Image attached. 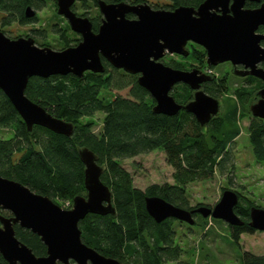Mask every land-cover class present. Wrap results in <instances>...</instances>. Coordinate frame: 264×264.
Instances as JSON below:
<instances>
[{"label":"trees","instance_id":"1","mask_svg":"<svg viewBox=\"0 0 264 264\" xmlns=\"http://www.w3.org/2000/svg\"><path fill=\"white\" fill-rule=\"evenodd\" d=\"M41 1L46 0H0V30L13 23L24 26L39 21L38 15L28 19L25 11L29 6L39 9ZM51 1L57 9V0ZM105 1H125L133 5L147 3V0ZM205 1L169 0L170 3L162 8L198 7ZM79 7L84 10L82 13L77 12ZM91 7L99 9L98 0H78L73 10L79 16L87 17L89 12H85V8ZM101 16L99 12L94 17H88L96 32L101 25ZM58 17L61 22L54 24L51 30L57 33L61 50L72 47V43L77 46L81 37L74 32L69 34L70 25L63 17ZM128 17L134 18L133 15ZM32 33L37 36L34 39L39 47L52 46L47 30L32 29ZM25 37L31 35L26 34ZM200 53L205 58L203 50ZM102 60L106 68L104 74L86 72L83 78L70 74L47 79L33 77L29 81L27 97L53 116L73 123L75 131L72 137L53 133L41 126H34L29 132L0 89V133L4 129L12 133L9 138H0V174L50 197L61 207L71 209L75 197L87 196L85 165L79 156V149L87 147L96 154L99 165L104 168L101 179L112 191L116 215L89 214L79 225L83 242L122 264H195L181 260L186 251L176 240L177 226H186L189 230L193 229L192 226L174 219L156 223L147 212L145 200L158 196L188 210L199 207L190 206L188 187L211 180L219 171L223 173L227 169L230 146L241 135L239 116L252 119L248 127L249 140L257 161L263 162L264 120L252 117L250 112V106L259 99L263 82L256 83L255 91L249 94L242 85L225 87L222 74L213 75V83L217 86H207L205 92L215 98L222 92L231 93L234 97L225 100L222 114L202 127L192 114L184 110L176 116L155 114L153 108L156 101L138 84V76L115 69L104 58ZM202 62L207 67L204 59ZM165 64L179 70L186 67L185 63L177 61ZM208 69L214 70L213 67ZM116 74L120 77L116 78ZM128 87V97L112 94L114 89ZM254 94V99L250 101ZM172 96L180 105H187L194 100V91L188 85L179 84ZM247 99L248 106L245 105ZM97 113L104 115L98 133L95 132ZM157 150L166 154L168 164L174 169V183L156 184L145 191L140 190L135 187L132 174L122 166V162ZM237 193L241 198L235 213L244 224L239 227L228 225V229L232 245L239 246L243 234L257 231L249 226L250 209L254 204L245 200L240 192ZM66 202H70V207L65 206ZM0 214L12 216L1 209ZM195 218L194 226L201 228L205 234L212 222L225 225L223 221L205 219L199 214ZM15 230L17 238L35 255L46 256L47 248L39 236L19 225L15 226ZM241 263L264 264V255L244 251ZM0 264H8L1 255Z\"/></svg>","mask_w":264,"mask_h":264},{"label":"water","instance_id":"2","mask_svg":"<svg viewBox=\"0 0 264 264\" xmlns=\"http://www.w3.org/2000/svg\"><path fill=\"white\" fill-rule=\"evenodd\" d=\"M77 1L57 0L58 15L81 37L77 46L63 50L39 47L33 37L12 39L0 31V89L29 132L34 126H41L72 137L75 131L73 123L53 116L27 97L30 79L70 74L83 78L86 72L104 74L102 58L113 68L138 76V84L156 101L155 114L176 116L184 110L202 127L217 117L221 109L220 100L202 89L211 77L198 69L172 68L161 61L165 56L187 58L190 55L187 44L192 41L207 51V66L216 67L225 62L243 64L251 69L247 73L264 81V70L258 67L264 61L261 47L264 35L257 34L259 26L264 25V5L255 10H242L245 0H234L233 13L229 14L225 7L230 0H206L198 9L180 6L174 10H156L148 3L133 5L98 0L102 21L95 32L92 21L73 10ZM219 7L223 8L222 13L214 11ZM25 16L36 17L35 9L27 7ZM179 84L188 85L194 91V100L187 105H180L172 96ZM250 112L254 118L264 120V88L259 92L258 101L250 106ZM79 156L85 165L87 196L75 197L71 209H64L50 197L0 174V209L12 215L0 214V255L8 264H122L82 240L81 221L89 214L115 216L116 209L112 191L101 179L104 168L99 165L96 154L83 147L79 149ZM145 202L147 212L158 224L174 219L194 226L198 214L232 227L244 224L235 213L239 195L232 190H225L214 207L188 210L158 196L147 197ZM16 225L40 237L47 248L46 256L38 257L17 238ZM249 226L264 232L263 208L250 209Z\"/></svg>","mask_w":264,"mask_h":264},{"label":"rangeland","instance_id":"3","mask_svg":"<svg viewBox=\"0 0 264 264\" xmlns=\"http://www.w3.org/2000/svg\"><path fill=\"white\" fill-rule=\"evenodd\" d=\"M147 3L152 7H162L170 2L169 0H147ZM33 9H35L39 21L24 26L19 23H13L10 26L1 27L2 30L0 31L9 38L15 39L25 37L26 34L36 38L37 36L32 33V29H44L48 31V41L52 45L51 48L61 50L62 47L58 42L57 33L51 30L54 24L61 22L58 17L60 15H58L52 1H41V7ZM78 11L82 13L84 10L79 7ZM85 12H89L87 17H94L100 11L98 8L91 7L85 8ZM72 32L71 30L69 34ZM74 45L75 43L71 44L72 47ZM183 59L185 58L179 57L178 62L190 65L189 59ZM166 63L168 62L166 61ZM225 70L224 67L218 68L212 70V73L219 76ZM115 77L119 78L120 75L116 74ZM129 90V87L122 90L114 89L112 94L128 97ZM232 96L231 93L225 96L222 100L223 106L225 105V100L230 99ZM254 97L255 94L250 98V101ZM232 100L234 102V99ZM247 104L248 99L245 101V105ZM240 106L242 107L241 104ZM223 110L220 111V114L223 113ZM103 116L102 113H97L95 116L98 120V126L95 127L96 133L100 131ZM251 120L250 117L239 116L238 123L241 128V135L230 146V160L226 165L227 169L223 173L219 171L211 180L189 185L188 197L191 207L200 205L214 207L222 198L225 190H232L240 192L242 197L247 201H251L254 206L264 209V161H257L249 140L248 127ZM11 134V131L4 129L0 133V138H9ZM166 158L167 156L163 151L157 150L132 159H126L122 162V166L132 174L135 187L145 191L152 185L174 183V169L168 164ZM59 202L63 204V201L59 200ZM192 228V230H189L186 226H177L176 240L186 251L181 260L195 262V264H242L241 255L244 251L256 255H264V232L257 231L253 234H243L238 246L232 245L226 223L225 225H220L212 222L208 227L209 229L206 230L207 234L197 226H192Z\"/></svg>","mask_w":264,"mask_h":264},{"label":"flooded vegetation","instance_id":"4","mask_svg":"<svg viewBox=\"0 0 264 264\" xmlns=\"http://www.w3.org/2000/svg\"><path fill=\"white\" fill-rule=\"evenodd\" d=\"M201 4V3H200ZM233 4H234V0H230L228 5L225 7V10L229 13L232 14L233 13ZM262 5H264V0H245L243 3V7L242 10H255L258 9L260 7H262ZM163 7V6H162ZM162 7L157 8L156 10L159 9H164ZM199 7V6H198ZM198 7H193L195 9H198ZM153 8V7H152ZM156 8V7H155ZM178 8V7H176ZM154 9V8H153ZM167 10V9H166ZM174 10V9H171ZM217 13H222L223 12V8L219 7L217 9L214 10ZM96 32V31H95ZM257 34L260 35H264V25L259 26L258 30H257ZM80 36V35H79ZM261 47L264 49V40L261 42ZM187 49L190 51V55L185 58V59H189L190 60V65H186L185 69L182 70H186V71H190L193 69H198L199 71H201L202 73H204L207 76L211 77V80L208 82L203 83L202 85V89L204 91H206L207 86H217L213 83V73H207L208 71V67H205V64H202L203 59L206 61V65H207V51L205 50L204 47H202L199 44H196L192 41L188 42L187 44ZM205 53V58H203V53L201 54L200 51H202ZM179 55H167L165 56L161 61L166 63L167 62H172V61H179ZM225 68L226 70L222 73V78L224 80V83H222L225 87L227 86H232L234 88H237L239 86H244L245 89L247 90V93H252L255 91L256 88V83H258L259 81L263 82V87L261 88V90L264 88V81L252 74H249L247 72L251 71L250 68H246L245 65L243 64H237L234 65L232 62H225L223 64H220L216 67H213L214 70L218 69V68ZM259 68H262L264 70V61L261 62L258 65ZM174 68V67H172ZM212 71V70H211ZM213 74V75H212ZM233 84V85H232ZM228 93L226 92H222L219 93L217 99L220 100L221 103V109L223 107L222 104V100L225 98V96ZM220 109V111H221Z\"/></svg>","mask_w":264,"mask_h":264},{"label":"built area","instance_id":"5","mask_svg":"<svg viewBox=\"0 0 264 264\" xmlns=\"http://www.w3.org/2000/svg\"><path fill=\"white\" fill-rule=\"evenodd\" d=\"M212 71L211 70H208L207 73H211ZM66 207H70V202H66L65 204Z\"/></svg>","mask_w":264,"mask_h":264}]
</instances>
